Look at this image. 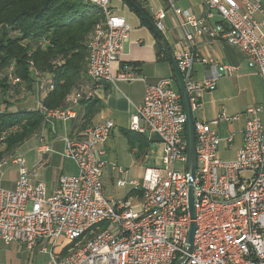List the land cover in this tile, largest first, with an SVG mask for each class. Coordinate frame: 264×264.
Here are the masks:
<instances>
[{"label": "built area", "instance_id": "built-area-1", "mask_svg": "<svg viewBox=\"0 0 264 264\" xmlns=\"http://www.w3.org/2000/svg\"><path fill=\"white\" fill-rule=\"evenodd\" d=\"M100 8L87 44L86 76L90 81L85 97L101 82L134 80L135 72L112 74V64L123 53L130 26L123 16L112 12L109 0H85ZM153 2L155 0H146ZM185 41L202 35L236 47L245 56L264 88V7L260 0H202L203 16L175 8ZM154 24L161 31L165 10L152 6ZM216 12L220 21L208 25ZM193 49V46H191ZM174 55L184 79L190 110L201 108L200 92L213 90L216 81L231 76L235 67L213 63L202 81L191 80L195 59L193 50ZM203 62H208L206 59ZM211 62V61H209ZM14 80V79H13ZM18 81V79H17ZM173 78L145 86L142 103L135 107L128 129L140 134L153 133L162 146L161 163L144 169L141 180L127 181L139 195L111 199L103 195L101 145L114 124L111 120L88 127L87 140L64 138L63 156L77 168L73 175H61L56 188L47 194L42 182H31L25 159L17 156L13 189L0 184V240L16 241L31 250L39 246L47 253L45 264H264V124L261 105H249L243 113L229 115L224 109L210 121L193 117L196 164L193 204L196 224L192 250H186L188 227V174L185 170V114ZM12 83V82H11ZM14 83V81H13ZM81 93L73 94L69 106L51 109L42 104V124L53 127L56 119L75 116L72 106ZM1 109V107H0ZM245 115L242 144L231 159L219 156L222 140L230 142L234 132L222 138L221 122L231 124ZM48 148L38 147L39 152ZM6 160H0V169ZM182 164V170L176 168ZM122 174V168H117ZM124 186V179L117 180ZM106 225L98 227L99 224Z\"/></svg>", "mask_w": 264, "mask_h": 264}, {"label": "crops", "instance_id": "crops-1", "mask_svg": "<svg viewBox=\"0 0 264 264\" xmlns=\"http://www.w3.org/2000/svg\"><path fill=\"white\" fill-rule=\"evenodd\" d=\"M135 1L154 22L155 19L151 9L153 6L152 3L146 0H141V2L138 0ZM175 2H184V5L186 6L176 7L174 5V7L182 10H189L197 17L203 16L205 13V6L202 0H175ZM260 2L264 7V0H260ZM109 6L113 13L123 16L126 19L123 13L117 12L115 8L112 7L110 0ZM133 10L130 9L136 17L128 15L130 21L128 23L130 26L129 36L124 43L123 53L119 59L112 64L111 71L112 74H117L120 71H132L136 73L138 78L125 81L114 80L112 83L101 82L93 87L92 96L99 99L101 107L99 112L94 116L92 125L104 122L105 120H111L113 122L114 126L108 137L101 145H97L95 148L101 147L104 150L102 159L105 161V164L103 168L105 166H109L110 170L115 172L114 175L116 177L119 176L117 180L124 179L126 181L124 186H119L116 180V186L125 188L122 195L116 197L107 195L104 193L105 186L103 182L102 169L103 195L111 199L129 197L134 203H137L139 201L138 193L134 191L129 184H127L128 180L135 177H128L129 171H127L128 168L126 167L128 165H126V158L122 156V150H124V147L126 146L132 157L139 162L144 159V156H146V151L141 152V150H146L150 142H158L159 144L160 142L158 141L157 136L153 133L147 132L145 134H137L135 132H131V130L129 131L128 126L130 124V120L135 113V107L142 103L145 86L147 84H155L162 79L173 78V89L178 91V87L174 78L172 66L164 51L155 40L151 31ZM166 17H168L173 26L171 31H168L164 24V19ZM164 19L162 20L164 29L161 30V33L168 43L173 55L177 52L188 51L192 49L191 46H193L192 50L195 54L196 60L192 65L191 80L202 81L208 73L209 66L213 63L228 64L235 67L231 76H224L216 81V85L213 90L204 89L200 92V102L202 106L198 110H201L202 114H205V111H208V115L207 117L204 115V117L202 116L201 119L197 120H212L221 111V109L226 110L224 106L232 112L231 115L243 113L246 108L244 110L242 108L247 103L242 105L240 109L241 111L238 112L237 109H235L236 107H234L231 102V97H229L230 95L228 96L226 94L227 91L235 88L236 96H238V94L246 96L249 95V97H252L250 105L263 106V110L259 113V117L262 121L261 114L264 112V88L262 81L258 73L248 65L245 56L240 52V50L221 40L212 39L207 35L198 36L193 40L192 44H189L183 39L182 28L180 27L178 21L179 19L174 16L171 10H168L165 13ZM219 21V15L216 12H213V16L208 18L206 23L211 26ZM203 59L211 62H203ZM46 86L47 84L35 85L33 87L35 92L34 97L30 99L27 98L26 103L29 106H34L33 103L38 104L43 94L46 92ZM89 86L90 84H81L77 90L73 89L67 97V106H69V99L73 94L78 92L83 95L88 91ZM222 101L225 105L220 103ZM72 109L76 115L80 106L76 104L72 106ZM74 117L65 120L56 119L53 121V127L47 124L42 125L36 133L39 140H45V143L38 145L35 148L36 152L32 153L29 159L23 157L26 159L25 167L28 171L30 181L42 182L45 186L47 194H51V192L56 188L58 179L61 175H73L77 173V168L74 162L63 156V150L65 147L63 139L67 137L73 140L83 141L87 140L89 135L86 132L87 128L71 133V119ZM241 120H243V125L238 130H235L232 127V123L230 124L231 127H229V124L226 122H221L219 124L218 134L222 138L227 137L230 130L234 132L233 138L230 142H226L224 140L220 142L218 146L220 158L225 159L221 157L220 154L221 145L224 152L232 154L231 158L235 156L237 149L241 146L243 139L241 130L244 127L245 115L242 114L237 121H234L239 122ZM221 124L222 127L224 125L228 126L225 134H222L221 132ZM41 145H45L48 149L44 152H39L38 147ZM11 154L13 155L12 150L7 152L5 155ZM133 158L130 159V163L135 161ZM154 160L155 159H152L153 162ZM131 164L134 166L135 162ZM3 166L0 169V184L6 189H13L15 181L18 177V166L16 164H12V166L15 167V171L11 176H7V174H5L6 171L2 170ZM117 168H122L123 173H118ZM111 178L113 179V177ZM39 254L45 255V257L41 258L40 262V264H45L48 259V255L47 253L41 252L39 250V246L28 250L21 242L13 241L5 244L0 240V264H36L34 262V257Z\"/></svg>", "mask_w": 264, "mask_h": 264}, {"label": "trees", "instance_id": "trees-1", "mask_svg": "<svg viewBox=\"0 0 264 264\" xmlns=\"http://www.w3.org/2000/svg\"><path fill=\"white\" fill-rule=\"evenodd\" d=\"M100 21V8L85 0H0V70H7L0 78V160L43 125L37 105L20 100L35 85L47 84L38 104L64 109L73 89L90 84L87 44ZM9 72L17 82L8 80ZM78 105L71 133L91 126L101 107L99 99L85 94Z\"/></svg>", "mask_w": 264, "mask_h": 264}, {"label": "rangeland", "instance_id": "rangeland-1", "mask_svg": "<svg viewBox=\"0 0 264 264\" xmlns=\"http://www.w3.org/2000/svg\"><path fill=\"white\" fill-rule=\"evenodd\" d=\"M111 1V5L113 8H115V10L117 12H120V13H123L124 16L126 17V21L127 23H129V18H128V15H131V16H134L136 17V15L130 11V9L128 8V5L123 1V0H110ZM141 2V0H138ZM152 3L153 7H154V10H156L157 8H163L165 10V12L168 11V4L164 1V0H157V1H153V2H150ZM173 4L177 7V6H186L184 5V2H175V0H173ZM153 12V11H152ZM164 24L167 28L168 31H171L173 29V26L171 24V22L169 21L168 17H166L164 19ZM130 32V31H129ZM10 70L12 69L11 67L9 68ZM7 70H0V78H2L7 72ZM12 72V71H10ZM9 72V73H10ZM14 79V80H13ZM8 80L10 82L14 83L17 82V77L16 76H12V74L10 73L9 75V78ZM236 93V89H231L229 91H227V95L229 97H231V102L233 103V106L236 107L235 109H237V111H241V106L244 105L245 103V106H243V110L246 108V106L250 105V101L252 99V97H249L246 96V95H241V94H238V96L235 95ZM32 94V95H31ZM34 90L32 91V93H26V95L23 96L22 99H20L21 101H23L25 103V101H27L26 98L30 99V98H33L34 97ZM13 98H9L8 100H12ZM35 100V98H34ZM222 105H225L224 102H220ZM34 106L37 105V103H33ZM11 107V106H10ZM226 108V112L231 115V111L229 109H227L226 106H224ZM235 113V112H233ZM207 117L208 115V111H205V114H202L201 113V110H195L193 111V117L196 118V119H201L202 116L204 117ZM261 118H262V122L264 124V112L261 114ZM243 125V120L239 121V122H233L232 123V127L235 129V130H238L241 126ZM229 127H231V125H229ZM227 128L228 126L227 125H224L222 127V124H221V132L222 134H225L227 132ZM237 139H238V136H237ZM235 139V140H237ZM47 142V141H46ZM42 143H45V140L44 141H40L39 140V137L37 136V133H34L32 134L30 137H28L27 139H25L24 141H22L21 143H19L18 145L15 146V148L12 149V153L13 155H5L4 159L6 160V163L4 164L2 170L6 171L5 174L8 175H12L15 171V167L12 166L11 164V158L13 157H17V156H20V157H24L26 159H29L31 154L32 153H35L36 151V147ZM143 151H146V156H144V159L143 160H140L138 162V160H135L131 153L129 152L128 148L125 146L124 147V150H122V156L124 158H126V166L128 168L127 171H129V174H128V177L131 178V177H135L139 180H141L142 178V174H143V170L146 166H151V165H158L161 163V156H162V146L158 143V142H150L148 148H146V150H141V152ZM27 152H28V156H27ZM220 154H221V157L223 158H231L232 157V154L230 153H226L223 151V147L222 145L220 146ZM133 158V162H135V165L133 166V162L130 163V159ZM25 159V160H26ZM152 159H155L154 162L152 161ZM130 163V164H129ZM177 169L179 170H182V164H178L176 166ZM115 172H112L109 168V166H105L103 168V182H104V186H105V190H104V193L107 194V195H111V196H120L122 195L125 190V188L123 187H119V186H116V180L118 177H116L114 175ZM113 177V179L111 178ZM121 178V176H120ZM42 257H45L44 254H39V255H36L34 257V262L36 264H40L41 262V258Z\"/></svg>", "mask_w": 264, "mask_h": 264}, {"label": "water", "instance_id": "water-1", "mask_svg": "<svg viewBox=\"0 0 264 264\" xmlns=\"http://www.w3.org/2000/svg\"><path fill=\"white\" fill-rule=\"evenodd\" d=\"M137 13L139 18L144 22L146 27L151 31L157 43L161 46L164 51L168 61L170 62L178 87V91L181 96L182 108L185 114V142H186V161H185V170L188 174V209L190 213V218L192 221L188 227V233L186 238V250L190 252L192 250V243L194 238V232L196 224L195 219V208L193 204V179H194V170L196 164V149H195V134H194V125L193 117L190 110L189 99L187 90L185 87L184 79L181 72L178 69L174 55L166 42L161 31L156 27L151 18L142 10V8L136 3L135 0H125ZM182 259H179L175 264H179Z\"/></svg>", "mask_w": 264, "mask_h": 264}]
</instances>
